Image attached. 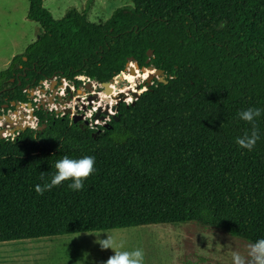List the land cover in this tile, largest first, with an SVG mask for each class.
<instances>
[{"label":"trees","instance_id":"trees-1","mask_svg":"<svg viewBox=\"0 0 264 264\" xmlns=\"http://www.w3.org/2000/svg\"><path fill=\"white\" fill-rule=\"evenodd\" d=\"M131 1L96 24L88 8L55 19L29 0L42 31L0 72V118L31 103L39 129L0 136V243L186 222L264 236V114L255 147L235 143L252 127L236 113L264 109V0ZM131 59L166 82L96 129L30 100L48 79L110 82ZM64 155L95 157L84 188L36 193Z\"/></svg>","mask_w":264,"mask_h":264},{"label":"rangeland","instance_id":"rangeland-1","mask_svg":"<svg viewBox=\"0 0 264 264\" xmlns=\"http://www.w3.org/2000/svg\"><path fill=\"white\" fill-rule=\"evenodd\" d=\"M132 5L131 0H44V6L55 19L64 17L71 8L81 12L88 8V20L96 24L106 22L116 9ZM28 11L29 0H0V72L8 67L14 56L24 53L42 31L38 23L27 18ZM149 75L150 72L144 74L141 70L134 75L128 69L112 80L111 94L104 91L101 84L84 76L77 78L82 82L78 87L66 79L61 82L56 78L48 79L45 80L46 86L43 81L37 89L30 90V100L49 110L70 109V116L75 111L83 115L91 110L105 109L106 105L107 108L116 106L117 109L120 102L131 103L135 100L133 92L142 93L147 89L145 81ZM55 79L57 85L52 90ZM156 79L158 77L154 74L150 85ZM137 86H141V89H137ZM105 94L108 97H104ZM121 94L123 96L119 97ZM112 101L115 102L113 105ZM28 104H19L0 118L4 138H13L16 133L11 130L18 126L29 125L38 129L33 107L29 108ZM60 112L63 115L64 110ZM107 233L118 240L122 239L125 250L141 249L143 264H232V252L245 255V245L248 243L195 222L154 224L0 243V264H102L113 254V250L101 249L96 240L97 235L100 239L107 238Z\"/></svg>","mask_w":264,"mask_h":264},{"label":"clouds","instance_id":"clouds-1","mask_svg":"<svg viewBox=\"0 0 264 264\" xmlns=\"http://www.w3.org/2000/svg\"><path fill=\"white\" fill-rule=\"evenodd\" d=\"M264 114V109L260 107H248L236 113V118L247 121L252 125L250 132H246L235 138V143L242 149L251 151L257 141L261 138L260 129L256 126V119ZM95 157L92 155H82L79 157H70L64 155L54 163L55 172L50 180L34 186L35 192L43 194L50 191L55 186L64 181H69L68 188L73 191H80L84 188V181L95 171ZM97 235V234H96ZM96 242L101 249H112L110 255L102 264H143L144 255L141 249H124V241L118 240L109 233L107 238L100 239L97 235ZM246 254L233 251L231 256L232 264H264V236L246 245Z\"/></svg>","mask_w":264,"mask_h":264},{"label":"water","instance_id":"water-1","mask_svg":"<svg viewBox=\"0 0 264 264\" xmlns=\"http://www.w3.org/2000/svg\"><path fill=\"white\" fill-rule=\"evenodd\" d=\"M152 55H153V50H149L148 51V61H147V63H149L150 62V58L152 57ZM131 63H133V64H131ZM129 65H130V67H129ZM128 69H130V71H131V73L132 74H136V72L138 71V70H141L142 72H144V73H148V72H150V75L149 76H147L148 78H147V80L145 81V86L148 88L149 86H150V84L152 83V80H153V78H154V74L158 77V79L161 81V82H164L165 81V74H164V71L163 70H160V69H156L153 65H149L148 67H142V68H140V66H139V64L138 63H136V62H134V60L133 59H131L130 60V62H128V64H127V68H126V70H128ZM111 82L112 81H110V82H105V83H101V87H103V89H104V91H106L108 94H111L112 92H113V90H112V88H111ZM166 82V81H165ZM57 85V80L55 79V80H53L52 81V85H51V89L52 90H55V86ZM92 85H90V89H92ZM137 89H141V86H137ZM68 90H69V88H68ZM141 95V93H137V92H133V97L135 98V100H137L138 98H139V96ZM123 96V94H121L119 97H122ZM134 100V101H135ZM133 102V101H132ZM28 106H29V108H32V104L31 103H29L28 104ZM112 109L114 110V109H116V106H113L112 107ZM101 112H102V109L100 108L99 110H98V112H97V114L95 115V118L96 119H102L103 118V116L101 115ZM66 114H71L72 113V111L70 110V109H68L66 112H65ZM105 114H107V112H105ZM31 116H32V114H31ZM33 117V116H32ZM9 121H10V119L9 118H7ZM73 119H74V121L76 122V121H84V123L86 124V125H88V121H86V120H83V115H80V114H75L74 116H73ZM29 127V125H25V126H18L17 128H15L14 130H11V132L12 133H16V131L18 130H23V129H26V128H28ZM39 129V128H38ZM3 134H4V130L0 127V136L1 137H4L3 136Z\"/></svg>","mask_w":264,"mask_h":264},{"label":"built area","instance_id":"built-area-1","mask_svg":"<svg viewBox=\"0 0 264 264\" xmlns=\"http://www.w3.org/2000/svg\"><path fill=\"white\" fill-rule=\"evenodd\" d=\"M44 83V82H43ZM98 84H100V83H98ZM44 85L46 86L47 85V82L45 81V83H44ZM62 87V86H61ZM63 88V87H62ZM109 106V105H108ZM113 107V106H112ZM111 107V108H112ZM102 109V108H101ZM61 110H64V113H63V115L64 114H66L65 112L68 110V109H66V108H63V109H61ZM61 110H58L57 109V111L58 112H60ZM51 111H52V109H51ZM102 111L104 112V114L102 115L103 116V118L102 119H96L95 118V113L97 114V109H95V110H91L90 111V113H84L83 114V120H86V121H88V126L91 128V129H96L98 126H101V125H104V124H106V123H108V122H110L111 121V118L113 117V116H116V114H117V109H110L109 107L107 108V105H106V108L104 109H102ZM105 112H107V114H105ZM78 112L77 111H75V113H73L72 114V118H73V116L75 115V114H77ZM102 113V112H101ZM36 118V117H35ZM36 120H37V118H36ZM38 121V120H37ZM0 127H1V125H0Z\"/></svg>","mask_w":264,"mask_h":264},{"label":"bare ground","instance_id":"bare-ground-1","mask_svg":"<svg viewBox=\"0 0 264 264\" xmlns=\"http://www.w3.org/2000/svg\"><path fill=\"white\" fill-rule=\"evenodd\" d=\"M138 71H139V70H138ZM138 71H137V72H138ZM137 72H136V74H137ZM136 74H134V75H136ZM144 74H145V73H144ZM146 74H147V73H146ZM105 96H107V97H108V95H106V94L104 95V97H105ZM114 103H115V102H114V101H112V103H111V104L113 105Z\"/></svg>","mask_w":264,"mask_h":264}]
</instances>
